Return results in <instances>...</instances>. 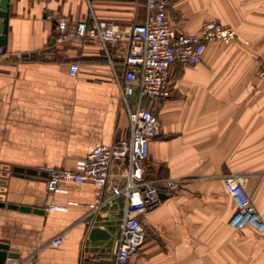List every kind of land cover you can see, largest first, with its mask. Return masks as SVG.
Here are the masks:
<instances>
[{
	"label": "crops",
	"instance_id": "crops-1",
	"mask_svg": "<svg viewBox=\"0 0 264 264\" xmlns=\"http://www.w3.org/2000/svg\"><path fill=\"white\" fill-rule=\"evenodd\" d=\"M146 10L147 0H9L0 56V242L18 255L5 262L115 264L117 227L100 222L109 236L92 238L83 220L99 187L62 180L50 195L42 167L73 169L97 144L129 137L117 78L124 64L111 63L98 42L58 40L56 26L61 17L73 24L96 17L128 31ZM169 18L188 33L219 20L238 39L210 42L200 63L171 67L173 94L155 105L162 130L150 142L148 171L177 183L170 194L159 184L161 202L142 216L137 264H264V227L232 224L239 205L224 182L241 176L264 221V75L249 51L264 45V0H174ZM15 166L25 172L13 174Z\"/></svg>",
	"mask_w": 264,
	"mask_h": 264
},
{
	"label": "built area",
	"instance_id": "built-area-1",
	"mask_svg": "<svg viewBox=\"0 0 264 264\" xmlns=\"http://www.w3.org/2000/svg\"><path fill=\"white\" fill-rule=\"evenodd\" d=\"M173 3L174 0H147L144 20L133 24L128 31L96 17L75 24L66 17L57 19L58 40L81 44L98 42L111 63L121 60L124 64V71L117 78L121 99L128 109L129 137L97 144L73 169L42 167L47 173L50 195L59 189L62 180L91 181L99 187L98 199L90 204L83 220L89 230L100 227V222L117 227L115 264H137L138 248L146 237L142 216L161 202L159 184L170 194L177 183L175 178L155 179L148 171L150 142L162 130L155 105L173 94L172 65L198 64L210 42L230 44L238 39L236 29L219 20H203L196 33L178 30L169 18ZM4 52L0 45V56ZM78 69V62L70 63L72 76ZM259 72L264 75V62ZM135 94L138 99L132 102ZM224 182L239 205L232 224L243 227L251 223L262 229L264 221L245 192L242 177L228 174ZM59 242L60 238L54 240L56 245Z\"/></svg>",
	"mask_w": 264,
	"mask_h": 264
},
{
	"label": "water",
	"instance_id": "water-1",
	"mask_svg": "<svg viewBox=\"0 0 264 264\" xmlns=\"http://www.w3.org/2000/svg\"><path fill=\"white\" fill-rule=\"evenodd\" d=\"M9 0H0V45L3 47V50L7 49V33H8V20H9ZM35 170L28 169L27 172H34ZM25 172V168L21 166H15L13 168V174L22 175ZM6 171L3 172L6 175ZM4 184L3 180H0V185ZM0 190H4L3 186H0ZM162 195V194H161ZM2 194L0 193V199H2ZM163 197V195H162ZM0 204L3 202L0 200ZM11 207H17V204H9ZM22 209H30L29 206H21ZM109 232L107 230L101 229L100 227L92 228L90 232V237L92 238H107ZM10 246L8 243L1 241L0 242V263H4L8 257H15L18 254L9 251Z\"/></svg>",
	"mask_w": 264,
	"mask_h": 264
},
{
	"label": "rangeland",
	"instance_id": "rangeland-1",
	"mask_svg": "<svg viewBox=\"0 0 264 264\" xmlns=\"http://www.w3.org/2000/svg\"><path fill=\"white\" fill-rule=\"evenodd\" d=\"M251 45H252V48L249 51L251 53V56H253V58L257 62L258 75H259V78H261L263 76L260 75L259 70H260L261 64L264 62V53H262L263 55L261 54V52H263V51H261L260 47H262L264 45L261 43H255V44H251Z\"/></svg>",
	"mask_w": 264,
	"mask_h": 264
}]
</instances>
